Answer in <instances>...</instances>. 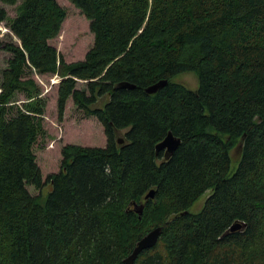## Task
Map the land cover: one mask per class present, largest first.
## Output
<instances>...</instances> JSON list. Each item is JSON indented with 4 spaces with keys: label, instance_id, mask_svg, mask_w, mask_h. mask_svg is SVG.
I'll list each match as a JSON object with an SVG mask.
<instances>
[{
    "label": "trees",
    "instance_id": "trees-1",
    "mask_svg": "<svg viewBox=\"0 0 264 264\" xmlns=\"http://www.w3.org/2000/svg\"><path fill=\"white\" fill-rule=\"evenodd\" d=\"M69 1L95 36L74 63L50 45L67 16L57 0H23L15 18L0 7L20 42L3 47L12 57L0 85V264H124L158 227L157 246L135 264H264V0ZM34 73L61 78L60 119L72 98L107 140L64 147L45 199L28 190L45 185L33 146L46 103ZM185 73L196 89L174 81ZM169 132L181 144L166 160L156 147Z\"/></svg>",
    "mask_w": 264,
    "mask_h": 264
},
{
    "label": "rangeland",
    "instance_id": "rangeland-1",
    "mask_svg": "<svg viewBox=\"0 0 264 264\" xmlns=\"http://www.w3.org/2000/svg\"><path fill=\"white\" fill-rule=\"evenodd\" d=\"M23 0H17L14 6L0 2L10 18H15L19 5ZM57 3L66 11V19L62 24L59 36L50 41L64 57L66 62L74 63L85 59L87 53L94 45L95 36L90 29V21L87 17L69 0H57ZM6 44L20 45L19 40L12 34L8 25H0V85L2 73L7 68L11 53L3 48ZM33 78L41 90L40 98L45 101L46 109L43 117L44 133L40 135L33 150L37 157V164L40 167L45 183L42 191L34 187H28L32 196L42 194L47 198L51 191L49 177L60 173L63 160L62 150L66 146L104 148L106 147L105 129L102 123L95 117L87 118L84 113L75 106L70 98L65 107L63 119L59 117L58 100L61 78L57 75L33 74ZM175 82L184 85L189 89L198 87V78L194 73H185L174 79ZM78 89H84L83 82L78 83ZM1 92V89H0ZM18 106L24 107L29 101L24 95L18 94L15 97ZM244 138H238L236 147L231 151V168L229 177L236 173L243 155ZM211 192L204 194L190 209L191 213H199Z\"/></svg>",
    "mask_w": 264,
    "mask_h": 264
},
{
    "label": "water",
    "instance_id": "water-1",
    "mask_svg": "<svg viewBox=\"0 0 264 264\" xmlns=\"http://www.w3.org/2000/svg\"><path fill=\"white\" fill-rule=\"evenodd\" d=\"M168 81H161L149 88H147L146 93L149 95L156 94L160 89L167 86ZM119 88L121 89H134L135 87L131 84L124 83L120 84ZM123 141L120 140L119 143H122ZM181 144V140L176 138L171 132L168 133L166 138L157 145L156 150L157 153L164 152L165 153V159L168 160L172 157L174 152L178 149V147ZM155 196L154 191L150 192L146 199H153ZM135 212L139 215V218H142L143 211H144V205H138L135 204ZM241 228L240 224L233 225L228 232H235ZM227 232V233H228ZM163 233V228L158 227L153 230H151L149 233H147L140 241L137 242L135 245L132 253L124 260V264H135L139 256L144 253L145 251H148L150 249H153L157 246L161 236Z\"/></svg>",
    "mask_w": 264,
    "mask_h": 264
}]
</instances>
